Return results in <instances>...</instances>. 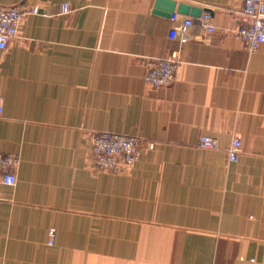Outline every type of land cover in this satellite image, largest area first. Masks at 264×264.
I'll return each instance as SVG.
<instances>
[{"label": "crops", "instance_id": "1", "mask_svg": "<svg viewBox=\"0 0 264 264\" xmlns=\"http://www.w3.org/2000/svg\"><path fill=\"white\" fill-rule=\"evenodd\" d=\"M176 1L210 11V42L170 38L155 0H0L39 7L0 49V152L20 158L0 184V264H264V43L237 35L242 0ZM173 51L174 82L146 83ZM99 131L140 137L138 158L96 170Z\"/></svg>", "mask_w": 264, "mask_h": 264}, {"label": "built area", "instance_id": "2", "mask_svg": "<svg viewBox=\"0 0 264 264\" xmlns=\"http://www.w3.org/2000/svg\"><path fill=\"white\" fill-rule=\"evenodd\" d=\"M70 11L68 3L61 5V12ZM39 12L38 6L31 8L19 6H0V49L7 46L9 41L18 35L22 17L28 13ZM173 22L169 30V37H179L181 41L190 39L191 32L197 27L201 30V39L208 43L212 40L215 26L210 11H203L199 16H191L174 12L170 16ZM237 35L241 38L244 48L248 52L256 51L264 43V0H242V17L236 26ZM179 54L173 51L168 57L149 60L145 63L144 80L153 87L171 85L175 73ZM3 99L0 96V114ZM198 145L204 149L219 147L217 137L202 134L198 138ZM241 139L233 136L225 145L227 160L235 162L241 151ZM89 147L92 163L99 171H121L130 166L138 158L141 139L137 135L117 133L111 131L92 132L89 136ZM20 158L17 154L0 152V184L14 185L16 183L15 169ZM54 229H49L48 243L51 244Z\"/></svg>", "mask_w": 264, "mask_h": 264}, {"label": "water", "instance_id": "3", "mask_svg": "<svg viewBox=\"0 0 264 264\" xmlns=\"http://www.w3.org/2000/svg\"><path fill=\"white\" fill-rule=\"evenodd\" d=\"M179 12L185 15L199 16L202 13L200 7L176 0H155L153 13L170 17L172 13Z\"/></svg>", "mask_w": 264, "mask_h": 264}]
</instances>
